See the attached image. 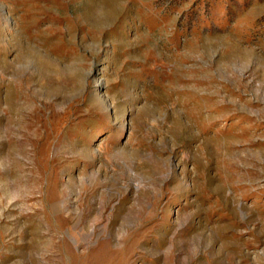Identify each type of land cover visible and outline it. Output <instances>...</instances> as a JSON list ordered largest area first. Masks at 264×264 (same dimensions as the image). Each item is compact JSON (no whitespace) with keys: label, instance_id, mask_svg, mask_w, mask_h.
<instances>
[{"label":"rangeland","instance_id":"rangeland-1","mask_svg":"<svg viewBox=\"0 0 264 264\" xmlns=\"http://www.w3.org/2000/svg\"><path fill=\"white\" fill-rule=\"evenodd\" d=\"M0 264H264V0H0Z\"/></svg>","mask_w":264,"mask_h":264}]
</instances>
